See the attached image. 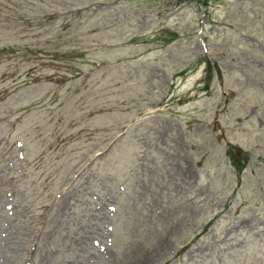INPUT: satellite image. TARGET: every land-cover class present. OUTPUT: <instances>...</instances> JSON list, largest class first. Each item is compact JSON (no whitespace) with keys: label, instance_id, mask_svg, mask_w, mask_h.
I'll return each instance as SVG.
<instances>
[{"label":"rangeland","instance_id":"1","mask_svg":"<svg viewBox=\"0 0 264 264\" xmlns=\"http://www.w3.org/2000/svg\"><path fill=\"white\" fill-rule=\"evenodd\" d=\"M0 254L264 264V0H0Z\"/></svg>","mask_w":264,"mask_h":264},{"label":"bare ground","instance_id":"2","mask_svg":"<svg viewBox=\"0 0 264 264\" xmlns=\"http://www.w3.org/2000/svg\"><path fill=\"white\" fill-rule=\"evenodd\" d=\"M159 246V245H158ZM161 247V246H160ZM159 248V247H158ZM157 249V248H156ZM159 250V249H158ZM155 251V250H154ZM148 255H149V253H148ZM145 258H147L148 259V257H147V255L144 257V260L141 262V264H143L146 260H145ZM151 259V258H150ZM147 263V262H146ZM0 264H12V263H9V262H7V261H5V260H3L2 259V255L0 254Z\"/></svg>","mask_w":264,"mask_h":264}]
</instances>
